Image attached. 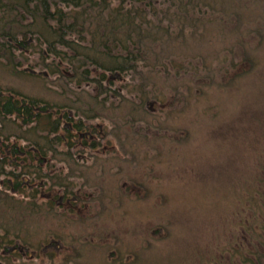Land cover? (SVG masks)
I'll list each match as a JSON object with an SVG mask.
<instances>
[{
    "label": "trees",
    "instance_id": "obj_1",
    "mask_svg": "<svg viewBox=\"0 0 264 264\" xmlns=\"http://www.w3.org/2000/svg\"><path fill=\"white\" fill-rule=\"evenodd\" d=\"M262 50L264 0H0V72L61 98L0 84V264H88L100 223L150 194L131 170Z\"/></svg>",
    "mask_w": 264,
    "mask_h": 264
},
{
    "label": "rangeland",
    "instance_id": "obj_2",
    "mask_svg": "<svg viewBox=\"0 0 264 264\" xmlns=\"http://www.w3.org/2000/svg\"><path fill=\"white\" fill-rule=\"evenodd\" d=\"M261 54V63L237 89L212 100L205 113L183 114L180 122L189 133L177 143L158 145L168 158L130 169L150 194L125 201L100 223L99 241L107 245L85 248L84 261L264 264V50ZM0 84L61 101L38 81L0 72ZM103 153L111 155L110 148ZM122 176L106 172L103 183Z\"/></svg>",
    "mask_w": 264,
    "mask_h": 264
}]
</instances>
